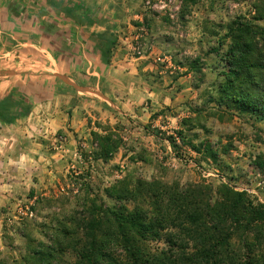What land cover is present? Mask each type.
I'll return each mask as SVG.
<instances>
[{
    "label": "rangeland",
    "instance_id": "374dc122",
    "mask_svg": "<svg viewBox=\"0 0 264 264\" xmlns=\"http://www.w3.org/2000/svg\"><path fill=\"white\" fill-rule=\"evenodd\" d=\"M36 1L31 2V10L40 17L38 25L42 27L45 19H57L48 10L46 0ZM96 2L92 7L97 22L93 30L110 29L119 38L111 64L118 47L123 45L130 58L142 59L143 63L137 64L139 75L128 73V68L111 78L105 65L91 57V49L78 40L77 26L73 33L81 46L76 62L61 63L62 66L44 47L45 51L19 44L0 55V71L13 72L0 75V81L7 85L0 90V95L19 83L31 93V98L40 92L45 93L44 99L56 97L71 113V119L74 108L78 107L83 131L78 144L67 151L68 156H62L66 161L57 162L53 171L33 169L31 186H26L24 192L18 188L17 197L1 209L0 258L9 263L24 253L28 235L45 240V230L53 231L60 219L77 209L87 186L95 193H103L126 176L176 181L183 187L224 180L249 191L256 201L264 203V171H254L252 167L255 158L264 156V119L218 108L209 101L222 68L219 56L210 53L212 46L218 45L213 28H219L220 23L238 14L248 13L249 3L234 0ZM125 3L131 4L130 9L124 7L128 5ZM121 4L123 7L118 6ZM63 23L65 28L70 27L68 22ZM219 32L223 34L224 30L220 28ZM36 41L45 44L41 37ZM196 59L200 60L201 71L191 68ZM98 67L100 74H91ZM57 74L95 92L79 90ZM72 94L76 97L69 98ZM128 96L131 101L127 103ZM186 117H192L197 125L187 131L189 135L208 138L221 148L230 145L220 166L197 161V154L187 146L182 148L185 158L176 157L169 141L152 133L154 128H161L168 135L176 136L177 129L186 127ZM68 129L75 131L76 126ZM106 131H113L124 140L108 161L96 158L98 141L93 135V132L105 134ZM105 201L108 205L114 204L108 197ZM73 259L67 254L66 260Z\"/></svg>",
    "mask_w": 264,
    "mask_h": 264
},
{
    "label": "trees",
    "instance_id": "16d2710c",
    "mask_svg": "<svg viewBox=\"0 0 264 264\" xmlns=\"http://www.w3.org/2000/svg\"><path fill=\"white\" fill-rule=\"evenodd\" d=\"M234 1L248 2L250 11L213 28L218 45L210 53L219 56L222 68L209 101L264 119V0ZM46 2L57 19H45L39 33H47L57 59L67 52L68 62L78 61L81 44L73 31L79 26V40L91 49L89 55L111 64L119 38L110 29H91L97 23L92 8L77 0ZM63 22L72 24L64 30ZM59 45L64 49H57ZM199 63L196 59L192 70L201 71ZM37 94L31 98L15 84L0 95V120L11 124L28 116L35 102L45 100V93ZM193 121L186 117V127L177 129L176 136L161 128L152 133L167 139L176 157L185 158L182 148L187 146L197 161L220 166L230 145L221 148L208 138L189 135L197 127ZM93 135L96 158L104 161L124 143L113 131ZM252 167L264 171V156L255 158ZM105 197L114 204L108 205ZM77 205L56 229L45 230V240L28 235L24 253L12 263L0 258V264H264V203L229 181L183 187L176 181L126 176L103 193L87 186ZM67 254L74 259L66 260Z\"/></svg>",
    "mask_w": 264,
    "mask_h": 264
},
{
    "label": "crops",
    "instance_id": "0c3cea01",
    "mask_svg": "<svg viewBox=\"0 0 264 264\" xmlns=\"http://www.w3.org/2000/svg\"><path fill=\"white\" fill-rule=\"evenodd\" d=\"M33 1L0 0V55L4 52L9 53L10 48L19 44L26 48L28 45L41 50L45 48L46 51L49 50L52 53L51 56L54 55L55 59L57 58L47 33H39V29L44 28V25L42 27L38 25L37 19L40 17L31 10ZM77 1L90 8L98 4L97 0ZM129 5L131 4L124 7L128 10ZM118 6L123 7L122 4ZM63 28L65 30V25ZM78 28L80 30L79 26ZM91 29L93 30V27ZM56 35L58 36L59 33ZM38 37H41L45 44L41 45L39 41H36ZM56 48L60 51L64 49L61 45ZM66 55L67 52L62 54L61 59H57L59 64L71 63L67 61ZM142 63V59L130 58L128 49L121 45L115 53L113 63L105 65V70L108 71L111 78H115L117 72L121 74L129 68L128 73L134 76L135 74L139 75L140 69L137 64ZM100 65L103 64L100 63ZM98 69H93L91 74H100L101 68L98 67ZM6 87L5 81H0V90ZM73 95H69V98H72ZM74 96L76 97V95ZM126 99L127 103L131 101L129 96ZM74 111V118L71 119V113L55 97L35 102L32 112L28 116L17 119L14 123L7 124L0 120V250L3 247L1 218L3 206L7 201L10 202L11 198L17 197L18 188L19 191L24 192L26 186H31L33 169L37 171L39 168H48L53 171L57 162L68 156L67 151L72 150L78 144V137L83 131L80 127L82 123H80L78 107L74 108ZM74 125L76 126L75 131L68 129V126Z\"/></svg>",
    "mask_w": 264,
    "mask_h": 264
},
{
    "label": "water",
    "instance_id": "95a60500",
    "mask_svg": "<svg viewBox=\"0 0 264 264\" xmlns=\"http://www.w3.org/2000/svg\"><path fill=\"white\" fill-rule=\"evenodd\" d=\"M12 73H13V72H11V71H0V75L12 74ZM57 76L61 77V78L64 79L68 84L73 85L74 87H76V88L79 89V90L95 92L93 89H90V88H88V87H84V86H80V85H78V84H75V83L69 81V80H68L66 77H64V76H61V75H59V74H57Z\"/></svg>",
    "mask_w": 264,
    "mask_h": 264
},
{
    "label": "built area",
    "instance_id": "2783aa9c",
    "mask_svg": "<svg viewBox=\"0 0 264 264\" xmlns=\"http://www.w3.org/2000/svg\"><path fill=\"white\" fill-rule=\"evenodd\" d=\"M148 3L150 4L151 3V0H148ZM141 51H139V53H140Z\"/></svg>",
    "mask_w": 264,
    "mask_h": 264
}]
</instances>
